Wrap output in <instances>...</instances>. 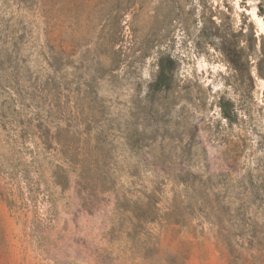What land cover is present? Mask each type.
Masks as SVG:
<instances>
[{
	"label": "rangeland",
	"instance_id": "374dc122",
	"mask_svg": "<svg viewBox=\"0 0 264 264\" xmlns=\"http://www.w3.org/2000/svg\"><path fill=\"white\" fill-rule=\"evenodd\" d=\"M260 6L0 0V264H264Z\"/></svg>",
	"mask_w": 264,
	"mask_h": 264
},
{
	"label": "trees",
	"instance_id": "16d2710c",
	"mask_svg": "<svg viewBox=\"0 0 264 264\" xmlns=\"http://www.w3.org/2000/svg\"><path fill=\"white\" fill-rule=\"evenodd\" d=\"M258 14L261 15V16H263V18H264V7H262V6L259 7ZM161 72H163V71H161ZM260 76L262 78H264V72H262L260 74ZM220 108L222 110L223 117L226 118L227 120H229V118H230L229 117V114L226 112L225 105L223 103H220Z\"/></svg>",
	"mask_w": 264,
	"mask_h": 264
},
{
	"label": "bare ground",
	"instance_id": "6f19581e",
	"mask_svg": "<svg viewBox=\"0 0 264 264\" xmlns=\"http://www.w3.org/2000/svg\"><path fill=\"white\" fill-rule=\"evenodd\" d=\"M260 27H261L263 34H264V24H260Z\"/></svg>",
	"mask_w": 264,
	"mask_h": 264
}]
</instances>
